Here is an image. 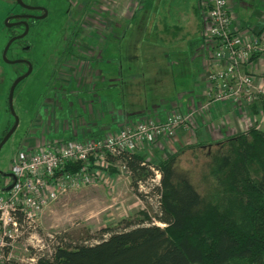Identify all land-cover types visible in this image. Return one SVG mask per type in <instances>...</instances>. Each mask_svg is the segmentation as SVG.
I'll use <instances>...</instances> for the list:
<instances>
[{
	"label": "rangeland",
	"instance_id": "374dc122",
	"mask_svg": "<svg viewBox=\"0 0 264 264\" xmlns=\"http://www.w3.org/2000/svg\"><path fill=\"white\" fill-rule=\"evenodd\" d=\"M23 1H33L41 5L47 14L44 20L31 27L25 35L24 43L30 47L29 51L18 52L19 55L14 56L15 45L6 54L7 60L16 57L26 59L25 62L31 65V72L16 86L13 93L12 108L18 126L0 150L2 174H8L11 160L19 151L20 143L34 115L37 113L42 115L40 106L42 99L50 93L48 85L51 86V92L55 89L54 86H57L51 78L52 73H57L58 61H99L100 70L104 67L110 68L112 75L122 76L125 86L133 80L129 73L140 71L138 79L133 80V83L142 89V101H150L154 97L149 87H152L155 75L150 70L152 65L149 62L154 61L158 65L157 61H164L172 65L181 60L184 58L181 53L184 49L181 42L196 37L198 30L196 21L198 17L195 15L192 1L186 11L173 15V19L171 14L175 11L168 14V3L163 4L162 0H147L143 32H139V29L136 30L131 25V28L119 32L117 37L115 31V35L108 36L109 28L133 16L141 7L140 0H90L88 12L85 13L84 10L75 13L80 5L84 4L81 0ZM17 10L14 0H0V141L14 122L7 105L9 88L18 76L27 71L25 62L26 66L23 63L9 65L4 63L1 56L10 35L4 29L5 17ZM167 16L168 24L171 25L168 33L163 26V20L165 21ZM174 24L176 29L172 28ZM187 31L190 35L186 34ZM156 44L161 45V48ZM64 51L67 53L70 51L68 59H65ZM71 55L72 59L69 58ZM257 58L260 57L256 56L249 63ZM117 63L120 64L121 70L117 68ZM220 66L218 72L223 70V66ZM247 66L242 64L237 67L238 73L255 78L258 74H249ZM118 80L120 77L118 79L117 76ZM257 86L258 83L254 79L250 88L241 87L239 97L235 98L236 105L250 106L256 102L257 97V103H264V92ZM234 87L233 83L229 84V89L232 90ZM155 91L159 96L165 93L162 89ZM65 107L66 103L63 102V108ZM196 126L195 122L194 127ZM226 152L225 146L219 148L215 145H196L185 149L178 156L176 166L190 174L192 183L203 197L205 205L219 213L233 214L232 197L226 194V188H223L220 181L214 177L220 176L214 172L216 173ZM109 163L107 174L113 183L109 178L105 179V183L98 181L97 184L70 192L47 205L38 220L30 225L27 234L16 240L12 247L4 252L3 264H32L30 262L32 257L37 256V259H40L50 256L55 247L63 244L96 243V237L102 229L118 227L123 220L142 218V212L152 218L158 211V197L154 188L158 186L159 174L158 177L154 174L153 179L138 188V192L143 195L141 199L131 189L130 179L126 180L125 176L123 177L124 172L119 161ZM8 179L0 175V189ZM155 224L164 228L159 223ZM36 241L42 247L39 253L32 248H36Z\"/></svg>",
	"mask_w": 264,
	"mask_h": 264
},
{
	"label": "crops",
	"instance_id": "0c3cea01",
	"mask_svg": "<svg viewBox=\"0 0 264 264\" xmlns=\"http://www.w3.org/2000/svg\"><path fill=\"white\" fill-rule=\"evenodd\" d=\"M140 1V9L127 18V21L109 28L108 36L116 34L117 37L119 32L131 28V25L143 32L148 1ZM228 10L234 24L251 30L255 36L263 32L264 0H228ZM196 21V37L181 42L184 58L172 65L164 61H157L158 65L154 61L149 62L152 65L150 70L155 75L153 85L149 87L154 97L150 101H142V89L133 83V80L138 79L140 71H128L133 80L125 86L122 76L112 75L110 68L100 70L99 61H58L57 73H52L51 78L57 86L51 92V86L48 85L50 93L42 99L40 106L42 115H34L19 150L36 151L45 140L79 141L101 138L115 133L125 123L140 116L162 121L166 115L174 112L187 115L192 108H202L196 127L176 128L171 134L159 136L155 149L143 146L138 154L154 166L184 148L222 141L244 133L251 127L264 132V103H257L258 97L256 102L247 107H238L232 99L216 100L213 84L209 79L210 69L203 61V55L208 50L202 46L200 19L196 18ZM186 34L190 35V32L187 31ZM156 46L161 48L159 44ZM192 48L189 56L187 53ZM69 58L72 59V55ZM116 66L121 70L119 63ZM251 66H254L253 70ZM247 70L248 73L252 71L253 74H258L254 79L258 83L257 87H261L264 92V58H257L247 66ZM217 71L218 67L215 68V72ZM117 76L118 79L120 77L118 81ZM115 80L118 83L115 84ZM160 89L165 93L157 96L155 90ZM63 102L66 103L65 108ZM124 176L129 180V175L124 173Z\"/></svg>",
	"mask_w": 264,
	"mask_h": 264
},
{
	"label": "trees",
	"instance_id": "16d2710c",
	"mask_svg": "<svg viewBox=\"0 0 264 264\" xmlns=\"http://www.w3.org/2000/svg\"><path fill=\"white\" fill-rule=\"evenodd\" d=\"M191 1L202 27L204 9L199 0L162 3H168V14L175 11L173 18L186 11ZM168 20L169 17L163 20L166 33L171 26ZM172 28L176 29V25ZM193 48L188 51L189 56ZM63 55L68 57L70 51ZM206 145L225 146L227 151L214 172L220 176L214 177L232 197L233 214L219 213L205 205L190 174L177 168L178 156L194 146L154 166L140 154L122 153L108 160H117L127 168L130 187L138 198H143L138 188L153 179L155 172L159 174L158 186L154 188L157 213L150 218L142 212V218L123 220L118 227L102 229L93 244L57 246L37 264H264V132L251 127Z\"/></svg>",
	"mask_w": 264,
	"mask_h": 264
},
{
	"label": "built area",
	"instance_id": "2783aa9c",
	"mask_svg": "<svg viewBox=\"0 0 264 264\" xmlns=\"http://www.w3.org/2000/svg\"><path fill=\"white\" fill-rule=\"evenodd\" d=\"M200 6L204 9L201 41L203 49L208 50L203 61L210 69L216 100L236 102L240 88H250L254 80L253 76L239 74L237 67L250 65L253 56L264 58V30L255 36L251 30L234 24L228 0H200ZM220 65L223 70L215 72ZM230 83L235 86L232 90ZM201 113L202 108H192L187 115L174 112L162 121L140 116L101 138L45 140L36 151L19 150L8 172L14 183L8 191L0 192V264L4 252L27 234L47 205L98 181L105 183L109 178L107 157L116 159L122 153L135 155L143 146L155 149L159 136L171 134L176 128L193 127ZM120 168L129 175L127 168L122 165ZM11 184L9 178L1 189ZM36 244L32 248L39 253L42 247L37 241ZM37 261V256L30 259L32 264Z\"/></svg>",
	"mask_w": 264,
	"mask_h": 264
},
{
	"label": "flooded vegetation",
	"instance_id": "af4514ba",
	"mask_svg": "<svg viewBox=\"0 0 264 264\" xmlns=\"http://www.w3.org/2000/svg\"><path fill=\"white\" fill-rule=\"evenodd\" d=\"M22 4L24 6H20L18 3H17V0H14V5H15V8H17L18 10L12 14H8L6 17H5V20L7 18H10L8 21H7V25H11L10 27H7L5 25V30L8 31V33H13L11 35V37L7 40V42L12 39V38H15V37H18L20 36L24 31H25V25L24 23L27 25V34H28V31L31 27L35 26L37 23H39L40 21L44 20V18H41L44 13H46L45 9L39 5V4H35L33 3V1H27V2H24L23 0H21ZM90 0H84L83 1V5H80V8H78L75 13H81V11L84 10V13L87 11V8L89 7L88 4H90ZM70 6V5H69ZM70 9V7H69ZM70 11V10H69ZM88 12V11H87ZM68 13V12H67ZM47 14V13H46ZM5 20H4V24H5ZM24 39H25V36L21 39H17L15 40L11 45L10 47L8 48V51L7 53L10 51V49L16 45V50L14 52V56L15 55H19L18 52H22V51H29V46L26 45L24 43ZM23 43V44H22ZM65 46H67V43L65 44ZM5 47V46H4ZM4 49V48H3ZM14 50H12L13 52ZM11 52V53H12ZM6 53V54H7ZM1 56H2V53H1ZM16 60H21V61H27L26 59L22 58V57H16L14 59H10L9 61H16ZM24 66L25 63H23ZM26 71V69H25Z\"/></svg>",
	"mask_w": 264,
	"mask_h": 264
},
{
	"label": "water",
	"instance_id": "95a60500",
	"mask_svg": "<svg viewBox=\"0 0 264 264\" xmlns=\"http://www.w3.org/2000/svg\"><path fill=\"white\" fill-rule=\"evenodd\" d=\"M17 3H18L20 6H24V5L22 4L21 0H17ZM45 15H46V13H44V15H43L41 18H44ZM9 19H10V18H7V19L5 20V25H6L7 27H10V26H11V25H7V21H8ZM24 25H25V31H24L20 36L10 39V40L6 43V45H5V47H4L3 51H2V60H3L4 63H6V64H9V65H15V64H19V63H24V62H25V61H21V60L9 61V60H7V58H6V53H7V51H8V48L10 47V45H11L15 40H17V39H21V38H23V37L27 34V25H26L25 23H24ZM25 63H26V65H27V71H26L24 74L18 76V77L12 82V84H11V86H10V88H9V91H8L7 105H8V110H9L11 116H12L13 119H14V122H13V125H12V127L10 128V130L5 134V136H4V137L2 138V140L0 141V150H1L2 146H3V145L8 141V139L11 137V135L14 133V131L16 130V128H17V126H18V120H17V118L15 117V114H14V112H13V108H12V99H13V93H14V90H15L16 86H17V85H18L23 79H25V78L30 74V72H31V65H30L28 62H25ZM0 175H2L3 177H8V178H10V179L12 180V184H11L10 186H8V187H6V188H4V189H0V192H6V191H8V190L12 187V185H13V183H14V178H13L12 175H10V174H5V173L2 174V173H0Z\"/></svg>",
	"mask_w": 264,
	"mask_h": 264
}]
</instances>
